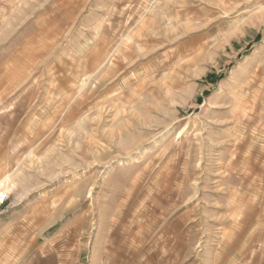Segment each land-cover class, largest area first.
I'll use <instances>...</instances> for the list:
<instances>
[{
	"label": "rangeland",
	"instance_id": "374dc122",
	"mask_svg": "<svg viewBox=\"0 0 264 264\" xmlns=\"http://www.w3.org/2000/svg\"><path fill=\"white\" fill-rule=\"evenodd\" d=\"M0 264H264V0H0Z\"/></svg>",
	"mask_w": 264,
	"mask_h": 264
},
{
	"label": "bare ground",
	"instance_id": "6f19581e",
	"mask_svg": "<svg viewBox=\"0 0 264 264\" xmlns=\"http://www.w3.org/2000/svg\"><path fill=\"white\" fill-rule=\"evenodd\" d=\"M3 193H4V190L2 192H0V201L4 197V194Z\"/></svg>",
	"mask_w": 264,
	"mask_h": 264
}]
</instances>
